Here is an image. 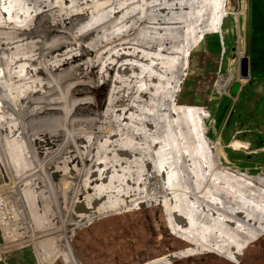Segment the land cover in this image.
I'll use <instances>...</instances> for the list:
<instances>
[{
	"label": "bare ground",
	"instance_id": "obj_1",
	"mask_svg": "<svg viewBox=\"0 0 264 264\" xmlns=\"http://www.w3.org/2000/svg\"><path fill=\"white\" fill-rule=\"evenodd\" d=\"M228 3L0 0V231L11 237L0 256L23 244L18 237L35 244L41 229L38 264L58 256L78 264L70 235L156 205L170 233L194 248L148 264L200 252L234 261L264 236V176L221 165L203 113L177 104L190 52L220 33ZM236 51L241 59L240 39ZM61 52L70 69L47 62ZM64 82L83 99L77 117L78 97L63 92Z\"/></svg>",
	"mask_w": 264,
	"mask_h": 264
},
{
	"label": "rangeland",
	"instance_id": "obj_2",
	"mask_svg": "<svg viewBox=\"0 0 264 264\" xmlns=\"http://www.w3.org/2000/svg\"><path fill=\"white\" fill-rule=\"evenodd\" d=\"M247 23L248 0H229L227 15L220 27V33L205 34L201 42L190 52L177 104L199 109L203 113L202 126L205 138L210 148L216 150L221 165L251 176H264V80H253L250 76L241 79L240 61L236 55L238 39L243 42V55L247 53ZM116 35L113 37L116 38ZM34 41L35 39H32L28 42ZM46 41L52 45L54 39L47 37ZM41 46L43 45H37ZM39 51L41 48L37 50ZM63 51L66 52V49ZM65 52L47 62L58 64L57 60H61L59 64L65 63L63 67L70 69L71 59ZM72 65H76L78 69L84 67L81 61ZM64 81H71L70 76L68 75ZM62 86H65L61 89H64L63 92L67 96L78 97L66 82ZM28 95L30 93L26 91L18 96ZM55 97L57 95L52 94L48 98L53 100ZM30 98L33 101V96ZM76 102V113L70 116L77 117L80 115L78 113L83 111L80 109L83 107L81 105L83 99L78 97ZM227 103L228 110L217 125V117ZM73 120L74 118L68 119L70 123ZM13 122H19L16 116ZM43 158L45 160L42 162L48 160L47 155ZM28 160H32L29 168L33 167L35 164L33 158ZM4 185L0 171V188ZM41 231L38 229L36 233L34 232L36 239H41L37 235ZM207 232L202 231L204 240L209 236ZM28 235L26 233L24 237ZM9 238L11 237L3 235L0 231V248L10 243ZM45 238L49 239V236ZM70 238L69 247L78 264H148L194 248V245L170 233L159 205L100 218L89 226L80 228L70 235ZM17 240L23 244L3 252L0 262L20 264L16 262L19 260L12 262L11 259L21 257L32 258V264H38L35 249L38 240L35 244L27 243L19 237ZM48 264L66 263L58 256L55 261ZM169 264H264V236L246 247L242 255L236 257L234 261L214 253L200 252L172 260Z\"/></svg>",
	"mask_w": 264,
	"mask_h": 264
},
{
	"label": "trees",
	"instance_id": "obj_3",
	"mask_svg": "<svg viewBox=\"0 0 264 264\" xmlns=\"http://www.w3.org/2000/svg\"><path fill=\"white\" fill-rule=\"evenodd\" d=\"M207 45L210 46L209 43ZM246 52L249 58L250 78L264 80V0H248ZM228 107L227 103L221 109L217 125L222 121Z\"/></svg>",
	"mask_w": 264,
	"mask_h": 264
},
{
	"label": "water",
	"instance_id": "obj_4",
	"mask_svg": "<svg viewBox=\"0 0 264 264\" xmlns=\"http://www.w3.org/2000/svg\"><path fill=\"white\" fill-rule=\"evenodd\" d=\"M232 50H235V49H232ZM232 58L234 59V56ZM239 61H240V78L243 80L247 79L250 76L249 58H248L247 53L245 54V56L239 59ZM94 206H98V203H96ZM175 221L179 226L188 227L185 219L178 215L175 216Z\"/></svg>",
	"mask_w": 264,
	"mask_h": 264
}]
</instances>
